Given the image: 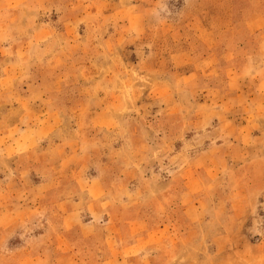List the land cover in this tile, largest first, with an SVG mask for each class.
Listing matches in <instances>:
<instances>
[{"label":"rangeland","instance_id":"1","mask_svg":"<svg viewBox=\"0 0 264 264\" xmlns=\"http://www.w3.org/2000/svg\"><path fill=\"white\" fill-rule=\"evenodd\" d=\"M33 2L47 28L15 81L14 55L0 53V193L43 179L75 210L62 218L55 198L26 193L33 212L0 229V264H141L161 251L172 256L165 264H264V142L244 132V148H233L231 123L247 116L229 109L220 65L205 61L215 42H242L257 1ZM28 19L9 33L28 32ZM250 29L263 47L264 19ZM11 43L0 38V49ZM28 79L38 85L28 90ZM77 149L85 159H67Z\"/></svg>","mask_w":264,"mask_h":264},{"label":"crops","instance_id":"2","mask_svg":"<svg viewBox=\"0 0 264 264\" xmlns=\"http://www.w3.org/2000/svg\"><path fill=\"white\" fill-rule=\"evenodd\" d=\"M245 1L253 4L254 0ZM256 1L257 2L254 4V7L248 11L249 15L247 17H245L246 15L244 16L245 23L243 28L245 29V32H243V36L241 35L242 42L235 46H231L230 44L219 46V44L215 42V44L210 46L209 52L207 51L208 55L205 58V61L208 63H212L214 65L218 64V66L220 65L218 71H220L222 75L223 98L227 100V103H232L231 105L229 104V109L234 107L233 109L237 110L236 115H238V117H241L244 114L247 116L244 123L241 121L231 123L232 131L238 133L234 137H231L232 145L233 148L238 149L244 148V144H240V135L244 132L246 134H251L250 139L252 138V135L258 133L255 138L264 142V46L260 47V45H253V40L251 38L255 32H252L250 29V24L251 21H253V18L259 17L264 19V0ZM38 3H34L33 0H0V17L6 13L8 14L9 12H12V15L14 14L13 18L16 19L17 22L10 23V20H8L9 22L5 23L0 20V38L4 37L10 39V42H12L11 45L3 46V48L0 49V53L14 55V61H11L8 64V76L14 81L19 76H17V73L25 67L22 55L30 56L29 53H31L33 44H38L36 41L38 36L37 32H44L43 30H46L47 28L39 24L38 20L35 18V14L38 12ZM44 4H47L45 7V9H47L48 3L43 2L42 5ZM32 15L33 21L31 20L32 18L28 19V21L31 22L29 24L28 32L9 33L14 28L19 29L21 23L25 22L23 20L24 16L31 17ZM210 60L211 62H209ZM37 83L38 81L36 82L28 79L25 82V86H29L28 90H30V86L34 84L38 85ZM236 102L238 103L233 104ZM243 109L246 111L245 113H243ZM248 110H250L251 113ZM229 113L233 114V111ZM41 115L44 116V114ZM248 116L253 119H250ZM12 129L14 131L20 130L17 125H13ZM257 139H254V141H257ZM24 143H21V146H23ZM23 150L25 151L21 155L24 157L27 155L29 156L31 151L25 148H23ZM84 157L85 151L82 149L78 151L77 149L69 154L67 159L69 158L72 161H78ZM19 160L20 159H17L15 162L21 166L22 164ZM19 173H21V171ZM26 175L27 174L25 173L22 177ZM44 182L45 181L41 179L37 183H30L27 188L23 189L22 187L18 190L9 192L3 190L4 192L0 193V229H6L15 217L24 215V213H27L28 211L33 212L31 208L29 210L23 209L22 200L24 199L23 197L26 196V193H29L28 196H30L31 193L34 196L42 195L41 202L43 204H46L50 198H55V200H52L49 203L54 202L58 206H62L64 208L62 218H64V216L67 218L69 213H72L75 210L71 207L72 204L70 203V200L64 198L65 194L63 192L60 193L61 191L54 187V185L43 188L45 187ZM74 182H76V180H74ZM94 185L97 186V184ZM76 187H78L77 184ZM5 199H10L11 205L6 203L4 204ZM120 207L121 208L118 209V211L122 210V212L127 215V213L132 209L133 203L126 200ZM72 225L73 224L64 222L62 227L71 229L73 227ZM95 229H97L96 226ZM169 229L170 225L162 224L154 230L153 234L155 235V241L159 243L164 240L165 232L169 231ZM119 230L125 237H128L130 234L129 227L127 225H125V227H120ZM66 234L67 230H64L61 233L63 241L67 239ZM99 234L103 236L102 239H99ZM96 243L100 248L102 245H105L104 228L101 225L98 226ZM98 253H101V250H98ZM67 258L68 257H61L59 261H63ZM110 258H113V256L111 255ZM170 259H172V256L169 252L161 251L159 253L141 254L139 255L137 261H140L141 264H165V262L168 263L171 261ZM173 260H176V258H173Z\"/></svg>","mask_w":264,"mask_h":264}]
</instances>
